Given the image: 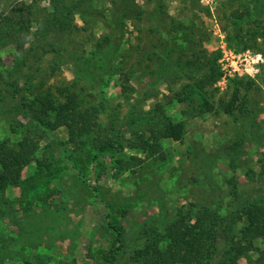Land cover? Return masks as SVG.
Instances as JSON below:
<instances>
[{
  "label": "rangeland",
  "instance_id": "rangeland-1",
  "mask_svg": "<svg viewBox=\"0 0 264 264\" xmlns=\"http://www.w3.org/2000/svg\"><path fill=\"white\" fill-rule=\"evenodd\" d=\"M126 1L135 11L119 22L117 8L123 0H0V63L9 69L5 79L11 85L5 90L7 85L1 82L0 95L15 106L18 121H29L32 130L28 133L35 134L39 146L51 144L21 170L20 177L32 179L31 183L26 188L9 185L1 197L0 264H108L105 257L115 233L107 226L108 219L124 228L123 247L115 263L138 264L137 252L151 238L165 245L163 238L179 207L184 212L202 205L220 206L226 222L234 219L223 228L226 239L216 258L227 260L226 253L239 238L240 204L264 197V39L256 38L261 48L255 49L247 22H242L239 32L228 27L237 40L226 39L222 26L232 15L238 16L230 0ZM260 2L264 6V0ZM55 4L80 8L74 7L71 26L62 35L44 25ZM87 10L85 23L79 11ZM6 17L19 24L21 19L29 33L22 38L24 30L19 25L12 30L1 24ZM103 21H109L112 35ZM179 22L190 28L185 33V26L170 32ZM103 36L110 41L99 48L96 43ZM114 47L115 67L108 70ZM218 54L219 67L229 68L236 62L242 72L223 71L212 86L210 100L218 108V100L231 95L228 78L246 75L259 87L246 93V104L254 110L248 119L237 111L235 117L216 109L200 112L197 101L195 112L175 99L181 85L199 76L187 71L196 55L200 64L202 55L213 61ZM186 61L190 62L185 70L177 66ZM120 67L127 74L131 70L125 84L134 90L132 98L144 109L155 110L163 104L173 120L184 122V134L179 140H165L162 153L151 158L124 149L117 154L119 158L136 155L142 162L119 172L109 158L91 162L87 147L70 142L64 127L49 128L50 118L35 116L24 104L37 93L56 96L60 87L69 86L87 102L100 99L102 90L111 111L124 113L127 105L121 95ZM82 68L85 75L76 74ZM6 102L0 100V111L8 107ZM105 111L108 115L107 106ZM3 123L0 138L9 134L12 141L18 139ZM49 155L61 159L62 170L45 169ZM43 182L46 187H34ZM232 185L238 197L231 194ZM248 256L254 259L256 253L250 251ZM238 262L247 264L246 256Z\"/></svg>",
  "mask_w": 264,
  "mask_h": 264
},
{
  "label": "trees",
  "instance_id": "trees-1",
  "mask_svg": "<svg viewBox=\"0 0 264 264\" xmlns=\"http://www.w3.org/2000/svg\"><path fill=\"white\" fill-rule=\"evenodd\" d=\"M230 3L236 9L233 14L235 13L238 16L232 15L233 19L227 18L229 23L222 26L226 39L229 42L237 40L235 34H231L228 31V27L232 28L234 32H239L244 28L242 22H247L248 24L250 23L252 28L248 30L249 36L252 38L251 45L255 49L260 50L261 47L260 44H257L256 38L260 37L264 39V17L262 16L264 6L260 0H230ZM77 5L75 4L72 8L67 9L55 4V7L53 6V13L48 19H45L44 25L51 26L55 34L62 35L71 26H69V23L74 7L80 10ZM117 11L119 13V22H121L133 14L135 6L133 4L129 5L126 0H123ZM79 12L81 20L86 23L85 13H89V10L84 13ZM138 12L141 16L145 14L143 10H139ZM18 21L20 24L18 22L13 23L9 17H6V20L1 22V24L11 27L12 30L15 29L16 25H19L20 30H24L21 34L22 38H24L29 33V27L25 26L21 19ZM103 22L105 27L109 29V35H112L114 32L109 25V21ZM176 26L174 29L172 27L170 32L185 25L179 22ZM188 28H190V25L189 27L186 25L182 32L185 33L184 31ZM109 41L110 37L103 36L96 44L100 48ZM248 44L245 42L244 45L251 46ZM165 48H168L167 42ZM115 49L114 47L110 63H106L108 64V70H113L115 67ZM168 52L169 49L166 50L162 58L164 62L168 58ZM196 58L189 65L190 61L177 65L181 69L188 65V74L191 71H195L199 75L192 77L191 83L181 85L180 91L175 96L177 102L184 103L191 110H195V112L198 111V106H193V104L197 101L201 107L200 112L216 109L235 117L237 116V111L242 119H248L251 113L254 114L253 108L247 106V99L245 97L248 92L259 88L254 79L246 75L228 78L227 86L231 89V95L228 100L219 99L217 103L218 108H215L210 97L213 95L212 86L223 74L217 63L219 54L214 57L213 61H209L205 55H202L201 58L203 60L200 64H197L200 56L196 55ZM120 65L121 63L119 62ZM0 66V83L2 82L7 85V88H5L7 90L11 86L8 83L9 81L5 79V74L9 73V69L2 63H0ZM165 70L167 71V69ZM83 71H85L83 68L81 70L76 69V74L81 72L85 75ZM129 72L127 74L126 71H122V67L119 69L121 95L127 105L126 111L124 113L121 112L122 114L117 111L115 113L111 111L112 107L106 105L107 97L102 90H100V94H102L100 99L96 102H87L86 100L84 101L78 92L71 90L69 86L60 87L56 96L49 92L37 93L24 106L29 105L31 110L36 114L35 116L41 114L45 118H50L47 123L49 128L64 127L70 142L77 146L87 147L86 152L91 162L102 158H109L110 162L117 165L119 172L130 170L140 165L142 158L131 155L128 159H123L119 158L117 154L122 153L124 149H129L140 151L147 158L155 157L159 153H162L163 142L165 140H179L183 137L184 122L173 120L171 115L166 113L163 104H157L155 110L144 109L140 106L137 103V99L132 98L134 90L132 91L126 85L131 70ZM10 95L13 96V94ZM143 97L144 94H140V99H143ZM5 99H7L6 103L9 104V99L6 96L1 97L0 95L1 101ZM19 101L23 104L22 97ZM105 106L109 108L108 115L106 114ZM16 111L15 106L11 104L6 109L0 111L4 113V115L0 113L2 114L0 115L2 116L0 122L3 121V124L9 129L10 133L18 136V139L15 141L11 140L9 134L0 138V200H2L1 197L9 185L26 188L31 183L32 179H22L20 177L21 170L29 165L39 152L42 151L43 153L45 147L48 148L51 145L39 146V142L35 139V134L31 136L28 133L32 130L29 121L27 120L25 123L18 121ZM23 114L26 116V113ZM49 157L50 159H47L45 169L51 172L62 170L63 166L60 165L61 159L53 155H49ZM52 176L54 175L52 174ZM45 184V182L38 183L34 187L40 189L46 187ZM25 188H22L23 192ZM230 192L235 197L239 196L236 185H232ZM240 208L242 215L238 229L239 238L231 247L232 249L226 253L227 260L219 261L216 258L224 237L226 239V233L224 234L223 228L226 225L230 227L231 220L234 221V219L231 218L230 221L226 222L227 218L223 219L221 217L220 206L202 205L198 209H187L184 212H182V207H179L177 209V216L170 223L163 238L165 245L160 246L159 242L157 243L151 238L145 248L137 252L138 264H239L238 258L240 256H246L247 264H264V197L242 202ZM2 212V208L0 207V214ZM106 217L108 218V215ZM107 226L115 233H113L114 238L105 260L108 264H116V254L123 247L122 236L124 228L116 225L109 219L107 220ZM250 251L256 253L254 259L248 256Z\"/></svg>",
  "mask_w": 264,
  "mask_h": 264
},
{
  "label": "built area",
  "instance_id": "built-area-1",
  "mask_svg": "<svg viewBox=\"0 0 264 264\" xmlns=\"http://www.w3.org/2000/svg\"><path fill=\"white\" fill-rule=\"evenodd\" d=\"M258 57H259V55H258ZM221 60H223V59H220L219 62H221ZM219 64H220V63H219ZM228 66H230V67L227 68V67H224L223 65H221L220 68H221L222 71H226V72H228V73H231V72H233V73H235V72L240 73V72H242L240 66H238L236 62H234V63H230ZM243 70H244L245 72H248L247 69H246L245 67H244Z\"/></svg>",
  "mask_w": 264,
  "mask_h": 264
}]
</instances>
